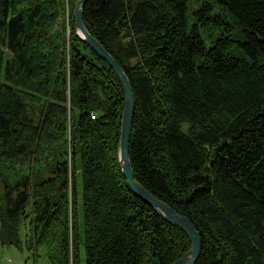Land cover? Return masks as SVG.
Returning a JSON list of instances; mask_svg holds the SVG:
<instances>
[{"label": "trees", "instance_id": "obj_1", "mask_svg": "<svg viewBox=\"0 0 264 264\" xmlns=\"http://www.w3.org/2000/svg\"><path fill=\"white\" fill-rule=\"evenodd\" d=\"M215 1L229 34L207 2L190 25L191 0H88L84 21L133 88L135 178L194 223L196 264H264V0ZM77 2L0 0L1 242L23 248L29 221L50 264H171L191 240L126 183L124 90Z\"/></svg>", "mask_w": 264, "mask_h": 264}, {"label": "water", "instance_id": "obj_2", "mask_svg": "<svg viewBox=\"0 0 264 264\" xmlns=\"http://www.w3.org/2000/svg\"><path fill=\"white\" fill-rule=\"evenodd\" d=\"M88 0H78L75 13V26L78 36L83 42L103 58L116 73L124 90L125 105L122 116L121 137L119 146V161L126 183L130 189L150 205L166 221L181 228L190 238V249L171 264H196L202 249V237L191 219L178 212L168 203L156 197L150 190L140 184L135 178V171L130 158V140L136 110V99L130 79L120 63L102 45V43L89 31L84 21V7Z\"/></svg>", "mask_w": 264, "mask_h": 264}, {"label": "rangeland", "instance_id": "obj_3", "mask_svg": "<svg viewBox=\"0 0 264 264\" xmlns=\"http://www.w3.org/2000/svg\"><path fill=\"white\" fill-rule=\"evenodd\" d=\"M207 2L212 7V12L214 14H220L226 17V25H223L221 28L224 29L223 32H227L229 28V24H234V19L232 16V13L225 10L220 4H218L215 0H191V2L188 5V22L190 25H192L197 15L195 14V11L198 9V7L204 3ZM72 16V10L70 6L66 7V11L64 16L60 18V21L63 22L66 25L67 35L70 36L71 31V25L70 20ZM198 18V17H197ZM200 27V32L202 37L205 39L207 43L209 41L220 34L221 29L212 22H210L208 25H202V21L199 20L198 22ZM235 32H233L234 34ZM229 34V33H228ZM76 35L77 31H76ZM24 180V179H23ZM78 186L80 188V196L82 197V185L80 182H78ZM29 221L27 222V225L25 223L22 224L20 229V237L23 239V248H19L14 245H3L0 239V264L5 263L8 261V259H11V264H50L48 256H47V247L41 246L38 250L30 251L27 249L25 244V239L27 237L28 229H29ZM85 264V263H84Z\"/></svg>", "mask_w": 264, "mask_h": 264}, {"label": "built area", "instance_id": "obj_4", "mask_svg": "<svg viewBox=\"0 0 264 264\" xmlns=\"http://www.w3.org/2000/svg\"><path fill=\"white\" fill-rule=\"evenodd\" d=\"M93 117H95V116L93 115ZM2 264H11V259H8V261H7V262H5V263H2Z\"/></svg>", "mask_w": 264, "mask_h": 264}]
</instances>
